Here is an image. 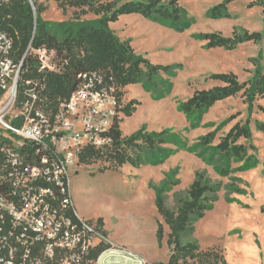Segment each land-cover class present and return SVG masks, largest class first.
<instances>
[{
	"label": "rangeland",
	"instance_id": "rangeland-1",
	"mask_svg": "<svg viewBox=\"0 0 264 264\" xmlns=\"http://www.w3.org/2000/svg\"><path fill=\"white\" fill-rule=\"evenodd\" d=\"M222 1L177 0L184 11L180 28L138 14L122 15L109 24L151 65L172 67L125 88L120 106L135 110L130 117L119 114L121 134L166 131L167 142L146 156L137 150L145 161L139 167L126 164L113 169L97 162L72 168L71 191L79 216L89 222L104 220L113 240L138 251L143 264H167L171 254L168 228L156 210L157 193L163 194L167 209L176 211L198 175L219 186L217 200L193 221V232L184 233L182 243L196 242L201 250L219 249L227 264H264V132L258 129L264 125V98H256L251 111L242 93L217 102L201 116L180 109L195 92L222 85L210 79L213 74L232 73L244 83L253 79L258 68L264 73V0H235L228 6V18H211V8ZM39 2L44 7L41 18L47 22L80 14L77 9L63 13L54 0ZM96 18L91 13L81 16L85 21ZM244 31L260 33L262 40L226 50L208 49L201 38L210 33L231 37ZM247 119L251 137L236 144L245 146L251 161L247 157L222 160L216 145L235 124ZM209 133L213 140L201 144ZM223 168L227 173L221 174ZM158 221L164 231L161 244L156 237Z\"/></svg>",
	"mask_w": 264,
	"mask_h": 264
},
{
	"label": "trees",
	"instance_id": "trees-1",
	"mask_svg": "<svg viewBox=\"0 0 264 264\" xmlns=\"http://www.w3.org/2000/svg\"><path fill=\"white\" fill-rule=\"evenodd\" d=\"M40 0H0V31L7 34L13 43L12 57L14 62L23 60L21 67L22 80L38 79L45 84L44 95L47 98V110H55L60 101L66 100L75 89L78 75L86 72H98L108 86L115 88L116 114L109 131L103 134L108 143L99 148L85 147L79 155V166L106 162L113 169L129 164L139 167L144 164L137 150L147 154L155 153L167 142L166 131L160 133L138 132L123 137L120 130L122 113L130 117L134 108L121 107L123 91L130 85L151 80L159 72H168L172 67L151 65L146 59L137 55L130 45V40H120L109 29L122 15L138 14L143 18L158 23H171L180 28L184 11L177 0H123L116 3L103 0H54L57 7L65 13L67 9H77L80 14L67 21L47 22L41 18L44 12ZM235 0H223L210 10L214 19L228 18V6ZM264 6V3H261ZM251 6V5H250ZM91 13L96 19L85 21L81 16ZM208 49L224 48L234 50L245 42L258 43L262 36L257 32H233L231 37L221 34H203ZM31 49L45 47L54 50L56 60L62 64L59 73L39 72L35 56L27 52ZM27 52V53H26ZM179 67V66H177ZM210 79L220 82L221 86L195 92L188 100L181 103L180 109L188 115L201 116L217 102L242 93L249 111L256 98H264V73L257 69L252 80L240 83L232 74H213ZM22 86L20 87V92ZM249 119L245 123L235 124L225 137L220 139L215 151L222 160L230 158L242 160L246 156L244 145H237L240 139L251 137ZM264 132V125L258 127ZM212 133L202 138L201 144L207 145L213 140ZM2 137H0V141ZM141 143V144H139ZM142 145V146H141ZM213 162V161H212ZM1 163V155H0ZM103 172V171H102ZM227 173L224 168L221 174ZM202 175H198L188 190V198L181 202L176 211L165 207L163 194L158 192L155 199L156 210L168 228L167 245L171 254L167 264H227L219 249L201 250L196 242L182 243L181 237L186 232H193L194 220L204 216L217 200L218 185H209ZM264 211V209H263ZM98 230L106 240L103 220L96 222ZM163 225L157 222L156 237L159 244L163 239ZM111 246L104 241L92 248L87 256V263L95 264L98 258ZM154 264H163L161 262Z\"/></svg>",
	"mask_w": 264,
	"mask_h": 264
},
{
	"label": "built area",
	"instance_id": "built-area-1",
	"mask_svg": "<svg viewBox=\"0 0 264 264\" xmlns=\"http://www.w3.org/2000/svg\"><path fill=\"white\" fill-rule=\"evenodd\" d=\"M12 52L0 31V264H85L106 240L76 213L71 169L85 147L108 143L115 88L98 72L82 73L69 97L47 110L45 84L22 80L23 60L14 62ZM27 52L39 72L61 71L54 50Z\"/></svg>",
	"mask_w": 264,
	"mask_h": 264
},
{
	"label": "crops",
	"instance_id": "crops-1",
	"mask_svg": "<svg viewBox=\"0 0 264 264\" xmlns=\"http://www.w3.org/2000/svg\"><path fill=\"white\" fill-rule=\"evenodd\" d=\"M71 195H72V191H71ZM72 200H73V204H74V199H73V197H72ZM75 208V207H74ZM76 210V209H75ZM76 213H77V211H76ZM77 215L79 216V214L77 213ZM80 217V216H79ZM81 219H84V218H82V217H80ZM103 230H104V232L106 233V236H107V238H106V243L107 244H109L110 246H111V248L110 249H108L107 251H105L101 256H100V259H101V257L102 256H104V255H108V254H110V255H114V257L115 256H118L117 258H119V261L121 262L122 261V263H120V262H118V260H116L113 256H112V258H110V261L108 262H106V264H132V262H133V260H136V259H138V260H140L141 262H142V264L144 263L143 261H144V257L142 256V255H140L139 254V252L138 251H135L134 249H132V248H130L129 246H128V244L127 243H123V242H116L115 240H113V238H112V236H111V232H110V230L107 228V225H106V223H105V221L103 220ZM114 252V253H113ZM120 253V254H119ZM119 254V255H118ZM123 257H128L129 258V260H131V261H128L127 262V260L125 259V258H123ZM120 259H122V260H120ZM116 261V262H115Z\"/></svg>",
	"mask_w": 264,
	"mask_h": 264
},
{
	"label": "bare ground",
	"instance_id": "bare-ground-1",
	"mask_svg": "<svg viewBox=\"0 0 264 264\" xmlns=\"http://www.w3.org/2000/svg\"><path fill=\"white\" fill-rule=\"evenodd\" d=\"M114 253V252H113ZM120 254V253H119ZM118 254V255H119ZM112 256L114 257V255L112 254V255H110V254H106V255H104V256H102L101 257V259H100V261H99V264H106V262L108 261H110V258H112ZM116 257V258H115ZM114 258L116 259V260H118V262H120L119 261V258H117L118 256H115ZM123 258H125L126 260H127V262L128 261H131V260H129V258L128 257H123ZM120 260H122V259H120ZM116 262V261H115ZM120 263H122V261L120 262ZM111 264V263H110ZM132 264H142V262L140 261V260H138V259H136V260H133V262H132Z\"/></svg>",
	"mask_w": 264,
	"mask_h": 264
}]
</instances>
